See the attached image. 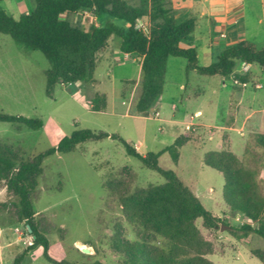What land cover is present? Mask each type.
<instances>
[{
  "label": "rangeland",
  "instance_id": "rangeland-1",
  "mask_svg": "<svg viewBox=\"0 0 264 264\" xmlns=\"http://www.w3.org/2000/svg\"><path fill=\"white\" fill-rule=\"evenodd\" d=\"M258 1L245 0V3L256 7ZM33 7V0H0V9L15 19L22 13H29ZM252 10L257 12V7ZM60 19L89 30L94 15L80 11L68 16L62 14ZM109 20L108 16L101 15L97 18V25ZM111 21L118 28L127 27L123 21ZM140 23L147 28L142 20L138 27ZM224 30L220 25H210L205 18L198 20L192 41L198 51L200 66L209 65L224 48L228 42V37H220ZM247 31L244 40L262 49L264 24L251 20ZM119 44L120 38L111 36L97 56L92 78L59 84L50 99L45 96L48 61L39 51L25 52L9 36L0 34V112L42 122L38 130L0 122V145L7 147L17 162H22L54 148L63 136H70L81 129L116 134L142 155L161 151L178 136H189L192 140L179 149L177 162H173L165 152L158 159L159 166L173 171L214 216L230 226L242 225V218L231 213L223 203L221 174L204 166L201 159L207 151L222 149H228L240 158L245 144L251 145L254 133H262L261 126L252 121L246 123L244 136L236 130H228L233 119L231 114L235 112L234 102L240 94L238 87H244L238 77L247 76L249 83L239 113L234 116L236 126L250 108L258 107L259 102L251 97L264 96L261 69L256 65L247 68L237 63L234 73L225 78L205 76L195 71L186 74V60L170 57L161 102L155 101L145 117L134 112L140 93L141 57L121 54ZM181 46L186 47L184 44ZM256 85L261 87L255 90ZM96 93L106 97L104 111L91 110ZM156 112L159 113L158 118L154 117ZM187 125L189 130L185 129ZM226 135L230 145H227ZM256 152L259 158L256 156L254 160L264 164L262 151ZM249 162L254 165L252 160ZM41 167L42 173L31 204L38 229L49 240L52 258L70 264L95 261L124 264L110 248L113 226L121 224L128 241H133L134 236L122 216L117 199L101 184L110 172L115 176L119 173L125 176V168L136 174L131 188L163 184L164 179L157 172L143 167L136 158L128 156L121 142L110 138L84 142L66 154L55 153L45 158ZM261 187L264 194V177ZM196 225L213 242L214 252L207 259L214 264H262L250 254L251 249L264 247V240L260 237L251 235L246 242L239 243L229 235L227 228L206 231L200 219L196 220ZM31 243L32 237L26 231L25 221L19 216L18 198L0 181V264H12L14 258ZM80 245L88 246L92 252L82 253L78 248ZM22 264L49 263L43 258L42 247L38 246L25 256Z\"/></svg>",
  "mask_w": 264,
  "mask_h": 264
},
{
  "label": "trees",
  "instance_id": "trees-1",
  "mask_svg": "<svg viewBox=\"0 0 264 264\" xmlns=\"http://www.w3.org/2000/svg\"><path fill=\"white\" fill-rule=\"evenodd\" d=\"M34 7L17 19L0 9V34L9 36L23 51H39L49 63L45 72V96L52 98L59 84H72L92 78L97 56L106 47L108 39L120 38L119 51L141 57L140 93L134 105L137 115L147 116L148 109L162 95L167 60L170 57L186 60L185 71H195L205 76L228 77L237 63L256 65L264 74V47L241 40L236 45L219 51L209 65L200 66L198 51L193 46L192 33L197 19L189 16L177 20L171 0H33ZM87 11L94 15L89 30L73 26L60 15H73ZM110 18L98 26L97 18ZM111 19L126 23V29L118 28ZM145 27H138L139 21ZM181 44L186 45L182 47ZM242 84L249 83L247 76H239ZM91 110L104 111L106 97L96 93ZM0 122L15 124L30 130L42 127L39 119L7 115L0 112ZM110 138L122 143L125 153L136 158L143 167L157 172L164 183L146 187H132L136 174L125 168V176L111 172L101 186L117 199L125 221L131 227L133 241L125 239L121 224L113 226L109 238L110 248L124 264H214L207 256L214 252V245L206 240L196 225L202 221L205 230L214 231L221 225L228 226L229 235L239 243L251 235L264 240V194L261 179L264 164L259 163L256 150L264 155V133H254L251 145L246 143L244 153L238 158L228 149L207 151L201 162L219 172L223 178L221 197L227 209L239 215L244 223L230 226L206 210L194 193L171 170L161 168L158 159L167 152L173 162L179 158V149L189 136H178L173 143L157 153L140 154L131 144L116 134L89 129L74 131L63 136L54 148L45 150L30 161L17 162L15 155L0 145V181L6 190L18 198L19 216L29 225L32 243L12 264H22L25 256L38 246L49 264H70L56 261L49 253V240L39 231L34 220L31 197L42 173V162L55 154L72 152L87 141ZM253 162L251 166L249 161ZM262 161V159H260ZM27 231V229H26ZM250 254L264 264V247L251 249ZM84 264H103L99 261Z\"/></svg>",
  "mask_w": 264,
  "mask_h": 264
},
{
  "label": "crops",
  "instance_id": "crops-1",
  "mask_svg": "<svg viewBox=\"0 0 264 264\" xmlns=\"http://www.w3.org/2000/svg\"><path fill=\"white\" fill-rule=\"evenodd\" d=\"M171 7L175 12V18L179 21L184 20L189 16H195L197 22L198 20L205 18L210 25H220L221 27H223V29L225 30L223 33L220 34V37L223 39H226L228 37V42H226L224 48L232 47L236 45L239 41L245 39V35L248 32L247 25L251 20L253 22L254 21L257 22L258 24H264V0L258 1V4L256 6L257 12L255 13L253 12L252 9L256 7L247 5L245 3V0H171ZM90 22L92 23V19L90 20ZM210 48L213 49V43L211 42H210ZM140 63L139 66L141 67ZM244 66L248 68L251 65H244ZM246 85L247 84L243 85L244 87H238L240 90V94L237 100L234 102L235 112L231 114L233 119H231L228 130H236L239 133H241L242 136H244L246 123L252 121L254 122L253 124H257V126L258 125L261 126L260 129H262V133H264V108H262L264 102V96L257 97V95H255L251 97L256 102H259L258 107L256 109L250 108L249 112L244 114L246 117H244L243 115L241 123L238 126H236V121L234 116L237 113H239L240 106L242 105L243 102L242 99L246 94L245 93V88H247ZM255 90H258V88L256 87ZM156 102L157 103L161 102L160 97L156 100ZM122 104L124 103L122 102ZM173 109L175 108L173 107L172 111ZM226 141H227V145H230L228 136ZM243 223L244 220L242 219V224ZM201 234L206 240L211 241L210 239L205 237L203 233Z\"/></svg>",
  "mask_w": 264,
  "mask_h": 264
},
{
  "label": "water",
  "instance_id": "water-1",
  "mask_svg": "<svg viewBox=\"0 0 264 264\" xmlns=\"http://www.w3.org/2000/svg\"><path fill=\"white\" fill-rule=\"evenodd\" d=\"M225 228L228 229L229 227L224 226V225H221L219 229L220 230H223ZM26 229H27V233H31V230L29 228V225H26ZM78 248L84 254H90L92 252L91 249L88 246H85V245H80V246H78Z\"/></svg>",
  "mask_w": 264,
  "mask_h": 264
},
{
  "label": "built area",
  "instance_id": "built-area-1",
  "mask_svg": "<svg viewBox=\"0 0 264 264\" xmlns=\"http://www.w3.org/2000/svg\"><path fill=\"white\" fill-rule=\"evenodd\" d=\"M140 22V21H139ZM140 27H144L143 25H142V23H140ZM144 29H145V27H144ZM243 85H245V84H243ZM261 86L260 85H257V88H260ZM154 117H159V113L158 112H156V113H154ZM194 117L193 116H191V119H193ZM189 126L187 125V126H185V129L186 130H189Z\"/></svg>",
  "mask_w": 264,
  "mask_h": 264
}]
</instances>
